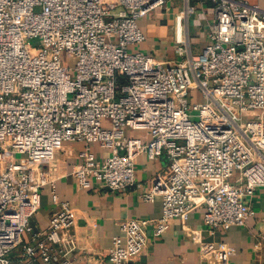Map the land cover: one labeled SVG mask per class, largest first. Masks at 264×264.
Masks as SVG:
<instances>
[{
  "label": "built area",
  "instance_id": "1",
  "mask_svg": "<svg viewBox=\"0 0 264 264\" xmlns=\"http://www.w3.org/2000/svg\"><path fill=\"white\" fill-rule=\"evenodd\" d=\"M173 1L0 0V264H13L29 233L18 264H74L69 203L54 192L48 228L32 233L30 226L41 190L56 189L48 167L68 142L112 150L97 162L86 148L73 171L83 189L100 183L126 192L137 184L139 156L170 160V176L143 195L145 202L162 198L161 217L120 222L108 264L142 255L151 223L162 235L201 208L212 232L255 217L247 200L264 190V9L248 0H197L212 5L215 19L209 43L194 55L183 23L196 5L181 0L177 59L132 50L146 39L140 21ZM188 237L213 264L236 253L204 242L200 231Z\"/></svg>",
  "mask_w": 264,
  "mask_h": 264
},
{
  "label": "crops",
  "instance_id": "2",
  "mask_svg": "<svg viewBox=\"0 0 264 264\" xmlns=\"http://www.w3.org/2000/svg\"><path fill=\"white\" fill-rule=\"evenodd\" d=\"M264 9V0H248ZM201 9L205 19L210 23L201 24L206 29L196 45H191V35L197 29L192 28V20L196 12L183 23V34L194 55L209 43V28L214 22V10L211 4L196 5ZM184 11L181 0H175L164 9H157L140 21L145 41L132 50H141L161 62H174L177 17ZM136 132H130L135 136ZM97 162L111 156L112 150L100 143L93 142L88 146L84 143H65L57 159L48 167L52 177L57 180L56 189L45 186L41 190V208L31 219L32 233L48 228L52 213L56 206L53 194L60 202L70 204L75 224L72 229L74 243L69 247V258L74 264H108V257L113 247V238L121 235L119 223L128 219L158 220L162 215V198H154L145 202L146 194L153 181L157 178L167 179L170 174V160L167 155L151 161L141 155L136 161L135 187L126 192L113 193L100 183L91 188L83 189L73 177V171L82 162L86 148ZM256 215L248 220L244 227H232L227 231H209L203 223L204 209L195 210L186 226L179 220L169 223L167 231L157 235L155 225L151 223L145 230L147 245L137 259L130 264H213L200 255L199 245L188 237L189 231H200L202 240L208 243H227L236 249L235 255L228 264H264V190H257L247 200ZM32 244V234L23 236L21 245L16 248L11 259L18 264L24 254V247Z\"/></svg>",
  "mask_w": 264,
  "mask_h": 264
},
{
  "label": "rangeland",
  "instance_id": "3",
  "mask_svg": "<svg viewBox=\"0 0 264 264\" xmlns=\"http://www.w3.org/2000/svg\"><path fill=\"white\" fill-rule=\"evenodd\" d=\"M192 3L193 4H195V5H199L198 4V2H197V0H192ZM196 8H197V6H196ZM209 20V19H208ZM208 20L207 19H205V17L202 15V11H201V9H198L197 8V12H196V15L193 17V20H192V28L194 29L195 27L197 28L196 30H195V32L191 35V45H196L197 43H198V41H199V39H200V37L202 36L203 37V35H205V32H206V29H200V26H201V24H206L207 26L210 24L209 22H208ZM74 62H75V60L74 59H72L71 61H70V64H74ZM196 94V96L199 98V95H198V93L196 92L195 93ZM198 98L197 99H195V101H198ZM16 161H20V158L17 156L16 157Z\"/></svg>",
  "mask_w": 264,
  "mask_h": 264
}]
</instances>
